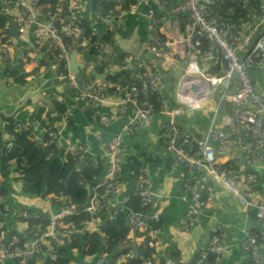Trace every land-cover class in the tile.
I'll use <instances>...</instances> for the list:
<instances>
[{
  "label": "built area",
  "instance_id": "built-area-1",
  "mask_svg": "<svg viewBox=\"0 0 264 264\" xmlns=\"http://www.w3.org/2000/svg\"><path fill=\"white\" fill-rule=\"evenodd\" d=\"M55 1V12L45 14L43 8L50 6L46 0H0V14L7 17L0 29V64L13 65L19 60L23 71L32 73L35 70L37 75L39 68L46 69L41 65L40 54L47 52L49 56L56 55L58 65L63 63L68 71L73 46H76L77 57L97 56L102 52L103 45L98 41L100 35L95 25L107 30L101 37L108 41L112 25L119 27L128 14L134 13H141L148 23V36L142 49L154 58L142 61L124 55L118 70H126L129 75L124 82L108 85L113 90L112 95L93 79L82 85L79 99L86 104L103 106L109 101L107 109L111 116L106 124L110 119L116 120L132 111L130 121L119 134L105 143L98 137V142L104 144V153L99 158L103 160L104 170L93 178L94 185L90 187L86 206L80 208L73 204L62 192L43 197L24 195L37 198L36 205L19 206L10 187L8 192L0 185V264H53L63 247L67 248L69 264H89L88 260H93L91 264H128L137 257L135 252L129 251L110 259L105 253L107 238L104 235L101 236L103 251L92 256L81 255L85 232L99 230V220L92 218L99 208L108 213L110 219L125 212L130 227L129 244L137 246L142 242L153 250L141 264H159L164 232L160 211L151 197L154 192L150 174L144 171L134 181L133 192L148 207L147 215L133 213L124 207L127 199L121 197L123 182L120 175L123 138L133 136L157 115L166 117L161 140L172 157L170 170L182 167L187 172H203L239 207L255 210L254 219L264 224V0H136L126 8L119 6L121 0H113L118 4L117 8L103 10L99 5L95 7L91 25L81 16L82 0ZM222 8H225L224 13H221ZM141 10H145L144 13ZM13 22L17 26L16 37L10 33V23ZM29 36L32 38L30 43ZM112 38L115 45L117 35ZM19 42L28 46L17 57ZM182 43L186 45L185 56ZM158 61L168 71V76L176 77L171 108L165 100L161 101L159 108L150 100L153 96L157 101L163 99L165 82L156 69ZM51 67L56 68L57 64L52 63ZM87 68L93 70L92 65ZM69 76L73 79L71 74ZM193 85L198 92L191 89ZM114 95L118 98L116 103ZM215 95L206 136L191 140V134L183 132L175 119L202 110ZM71 121V110L67 107L59 115L58 122L44 127L43 135L47 144L59 150L61 156L85 163L91 159L89 144L76 146L67 138L64 144L60 141L61 133ZM29 126L34 130L37 128L32 123L18 124L17 129ZM8 137L10 141L13 139L12 135ZM32 140L37 142L40 138L35 133ZM211 143L219 152L232 154L237 150V155L224 162L216 156ZM10 147V143L4 144L0 159L6 158ZM47 153L46 158L54 156L53 152ZM3 166L4 170L15 172L18 177L23 168L13 160H7ZM0 179L8 182L9 175ZM201 188L195 181H185L189 209L180 222L183 233L191 231L206 207ZM212 188L209 187L208 192ZM83 214L88 216L85 223L79 228L70 227L66 217ZM150 222L157 227L152 229ZM240 247L249 264H264L261 228L258 232L245 233ZM225 249L223 225L214 223L210 227L207 245L194 264H219Z\"/></svg>",
  "mask_w": 264,
  "mask_h": 264
},
{
  "label": "crops",
  "instance_id": "crops-1",
  "mask_svg": "<svg viewBox=\"0 0 264 264\" xmlns=\"http://www.w3.org/2000/svg\"><path fill=\"white\" fill-rule=\"evenodd\" d=\"M84 7L89 10L91 0H82ZM145 10H141L144 13ZM80 57V56H78ZM93 69L99 68L100 65L94 66ZM86 65V72L88 71ZM44 65H42L43 67ZM46 68V66H44ZM30 70V67L26 68ZM43 68H39L38 73L42 72ZM116 67H103V72L119 71ZM92 71V70H91ZM26 72V71H25ZM28 73V72H26ZM110 85V83H109ZM103 86V85H102ZM104 87V86H103ZM114 101L118 100L117 96H113ZM110 103H114L110 101ZM113 105V104H111ZM72 112L71 131L72 139L76 144H89V158H101L104 153V144L98 142V137L102 138L103 142H107L112 137L119 134L128 124L132 117V112L129 111L125 116L116 120H106L111 113L107 109V104L101 106L105 109L97 113L99 117H93L91 113H86V106L68 105ZM97 107V106H95ZM210 116L202 111H195L189 115L178 118L176 121L184 129L189 131L193 136L205 137L210 126ZM166 117L154 116L150 122L133 136L124 137L122 142V157L123 161L127 162L131 169L140 168L142 173L148 171L151 179V189L154 195L158 197L156 207L160 211L161 225L164 248L173 245L179 252V261L183 264H192L193 260L199 255L200 251L207 245L209 239L210 227L214 223H221L224 228L226 251L222 255L219 264H249L247 255L240 247L241 240L245 233L243 232L245 220L252 209H242L239 207L227 193L218 185L214 184L210 191L209 198L206 200V207L201 212L191 231L183 233L180 230V222L183 214L189 209L188 198L184 192V184L186 180L197 182L202 186L204 182L200 172H187L182 167H176L173 171L169 170L163 174L162 171L170 160V153L161 140V129ZM35 122V121H34ZM4 123L0 118V124ZM41 124V123H39ZM36 123V134L42 142L44 135L41 125ZM218 124V123H216ZM7 136V135H6ZM78 138H82L78 140ZM215 150L216 156L224 162L233 156L237 155V150L231 154L230 152H219L217 146L211 143ZM15 163V162H14ZM171 163V162H170ZM169 163V166H170ZM16 164V163H15ZM132 170V171H133ZM134 172V171H133ZM1 174H5L2 176ZM7 170L0 173V177H7ZM2 180L0 179V182ZM123 182L122 198L128 199V196L135 191L134 179L129 182ZM3 186L9 190L6 181H3ZM253 211V210H252ZM255 220L254 218H251ZM256 221V220H255ZM261 231L264 233V224H261ZM91 264L93 260H88ZM170 264V263H168Z\"/></svg>",
  "mask_w": 264,
  "mask_h": 264
},
{
  "label": "trees",
  "instance_id": "trees-1",
  "mask_svg": "<svg viewBox=\"0 0 264 264\" xmlns=\"http://www.w3.org/2000/svg\"><path fill=\"white\" fill-rule=\"evenodd\" d=\"M135 1L136 0H121V4L119 6L126 8ZM46 2L50 6L43 8V13L46 14L55 12L56 1L46 0ZM91 3L93 9H95V7L98 5L101 6L103 10L114 9L118 6V4H116L113 0H91ZM224 10L225 8H222L221 13H224ZM157 15L158 11L156 10V16ZM6 19L7 17L4 14H0V29L3 28ZM49 59L51 64L55 63L53 57L49 56ZM41 65L46 66L42 60ZM57 67L60 68L61 72L66 73L63 63H60L59 65L57 63ZM97 71L103 72V68H97ZM35 72L36 71L34 70L30 74H34ZM128 75L129 72L125 70L120 74H117L116 77L109 76L107 78V82L110 84L115 82H124ZM15 76H18V74H14V77ZM106 92L109 95L113 94V90L108 87L106 88ZM162 94L163 99H160V101H157L155 96L150 98L156 108L160 107L161 101L163 100H165L166 103H169L170 108L173 107V99L170 102H167V98L163 91ZM66 108L62 106L58 107L59 114H61V112H63V110ZM42 115L43 111L40 110L36 115L34 122L35 124L37 123L38 125L42 122ZM178 118L180 117L175 119V123L183 130V132L190 133L177 123L176 120ZM1 119L4 121V126L2 127V130H0V144H3V142H5L7 139L9 140V135H12L13 139L7 142L10 143L11 147L7 152L6 158H1L0 161H2L5 165L7 160H13L18 167L23 166L21 172L19 173V179L21 180L20 190L23 195L41 197L52 192H62L67 194L71 202L80 208L86 206L89 203L90 193L88 196L84 187L85 185L93 187V178L102 174L104 170L102 159H89L85 163H78L74 161L73 158L61 156L59 150H55L53 146H49L47 144L45 136L42 142L40 140L33 142L32 138L36 133V130L32 129V127L29 126L18 131V124L15 123L11 118L1 117ZM50 120L51 119H49L44 125L45 127L46 125H49ZM71 124L69 126H71ZM193 138L201 139L202 137L191 135V140ZM47 151L53 152L54 156L46 158L48 154ZM171 160L172 157H170V160L167 161L168 164L162 171L163 174L168 172L169 163ZM131 168L132 167L130 166V169ZM132 170L133 169H131V171ZM133 171V176L131 177L132 180L134 179L135 181L139 176H142L140 165H138V168H135ZM200 173L202 180L204 181L200 190L201 198L204 202H206L210 194V192H208V188L214 187V185L211 179L205 177L203 172ZM259 180L261 181L260 178ZM124 207L133 213H142L144 215L148 214V207L142 203L141 198L135 193H131L128 196ZM252 210L249 211L248 214L251 218H255V210ZM87 218V214H83L82 216L78 217H66V221H69L70 227L79 228L81 227V224L85 223ZM92 218L99 220V230L98 232H85L82 238V256H92L94 254L97 255L103 251L102 235L106 236L107 238V249L105 250V253L110 259L115 258L119 254L123 255L129 251H134L137 257L128 264H141L143 258L148 257L152 253L153 250L147 248V246L142 242H140V244L137 246L129 244L130 240L128 237L130 233V227L127 225L125 212H120L110 219L108 213H106L102 208H99L97 212L92 215ZM149 226L154 229L157 227V224L150 222ZM57 254H59L58 260L53 262V264H69L70 259L68 258L67 248L63 247L62 250H59ZM179 255V252L173 245L164 248L159 264H168V262H170V264H176L179 261ZM208 259L211 260L212 257H209ZM195 262L196 258L193 260L192 264Z\"/></svg>",
  "mask_w": 264,
  "mask_h": 264
},
{
  "label": "water",
  "instance_id": "water-1",
  "mask_svg": "<svg viewBox=\"0 0 264 264\" xmlns=\"http://www.w3.org/2000/svg\"><path fill=\"white\" fill-rule=\"evenodd\" d=\"M81 8L83 9L81 16L84 21L88 25L93 24L94 9L92 3L89 6V10L84 7V4ZM95 27L100 35L98 41L103 45L102 52L97 56L84 55L77 57L76 46H73V50L69 54V66L66 73L61 72L59 67H51L52 64L47 52L40 54V59L46 64V69L37 75L23 71L19 60H17L15 65L0 64V118H11L15 123L24 126L34 123L37 113L42 110L41 124L44 126L51 119L49 125H53L59 121L58 107L66 108L68 105H75L76 107L84 105L86 106V113H91L94 118L99 117L97 113L102 111L104 107H95L79 99L82 85L93 79L106 88L109 76L116 77L117 74L125 70L98 72L97 69H93L90 72H86V65L91 63L94 66L100 65L99 67L103 68L109 62H112V65L119 66V62L124 55H130L142 61L151 60L154 56L142 49V43L147 40L148 36V23L141 13L128 14L123 24L119 27L113 24L112 35L108 41L101 37V35L107 33V30H104L100 25H95ZM10 33L15 37L17 36V26L14 22L10 23ZM114 35H117L116 47L113 45L112 37ZM31 40L32 38L29 36V43ZM27 46V43L19 42L17 44V57L24 53L23 49ZM181 49L182 54L185 56L186 45L184 43L181 44ZM156 69L164 77L165 84L162 91L167 98V102H170L173 99L172 88L176 77L168 76V71L163 68L160 61L157 62ZM6 72H8V75H6ZM14 74H18V76L14 77ZM69 74L73 76V79H71ZM222 86H225V83H222ZM191 89L198 92L195 85ZM71 128V126H68L61 133L60 141L62 144H64L66 138L74 142V139L70 137L72 136ZM0 130H2L1 124ZM78 140L82 141V138H78ZM7 142L8 139L3 144H0V149ZM81 145H83L82 142L79 145L76 144V146ZM3 171V164L0 161V173ZM1 175L5 176V174ZM120 175L125 182H129L133 176V172L125 161L121 164ZM84 188L89 196L90 186L85 185ZM151 197L155 202L158 199L154 194ZM53 211H56L55 207H53ZM260 228L261 224L259 222L247 217L243 232H258Z\"/></svg>",
  "mask_w": 264,
  "mask_h": 264
},
{
  "label": "rangeland",
  "instance_id": "rangeland-1",
  "mask_svg": "<svg viewBox=\"0 0 264 264\" xmlns=\"http://www.w3.org/2000/svg\"><path fill=\"white\" fill-rule=\"evenodd\" d=\"M116 46H117V44L115 43L114 47H116ZM50 57H53V60L57 64L56 55H51ZM16 62L13 65H15ZM4 64H8V63H4ZM8 65H10V64H8ZM24 66H25V68L29 67L27 65H24ZM107 67H116V68H118L119 66L112 65V62H109L107 64ZM215 100H216V95L210 101H208V104L200 111H202L204 114H208L210 112V110L212 109V107L215 105ZM3 181L4 180H2L0 182V185H2V186H3ZM6 184L8 185V187H10V189L12 191V195H13L14 201L19 206H26V205H30V204L36 205L37 198H29V197H26V196H24L22 194V192L20 190L21 180L19 179L18 174H16L15 172L10 171L9 172V181L6 182ZM5 189H6V191L9 192V190L7 188H5ZM39 200L41 201V199H39Z\"/></svg>",
  "mask_w": 264,
  "mask_h": 264
},
{
  "label": "clouds",
  "instance_id": "clouds-1",
  "mask_svg": "<svg viewBox=\"0 0 264 264\" xmlns=\"http://www.w3.org/2000/svg\"><path fill=\"white\" fill-rule=\"evenodd\" d=\"M111 61H112V59H111ZM99 68H101V67H99ZM120 71V70H119ZM117 72V71H116ZM108 85H109V82H107V86H106V88L108 87ZM105 88V89H106ZM200 111V110H199ZM71 114H72V112H71ZM60 115V114H59ZM208 115H210V113H208ZM56 123V122H55ZM4 126V123H3V125H2V127ZM47 126V125H46ZM44 127V126H43ZM68 127V126H67ZM66 127V128H67ZM191 134V133H190ZM192 135V134H191ZM9 138V137H8ZM69 139V138H68ZM70 140V139H69ZM9 141V140H8ZM71 141V140H70ZM72 142V141H71ZM76 144V143H75ZM2 162V161H1ZM123 162V161H122ZM3 164V163H2ZM3 168H4V166H3ZM5 171V170H4ZM121 179H122V177H121ZM44 196V195H43ZM43 196H41V197H43ZM156 203V202H155Z\"/></svg>",
  "mask_w": 264,
  "mask_h": 264
}]
</instances>
